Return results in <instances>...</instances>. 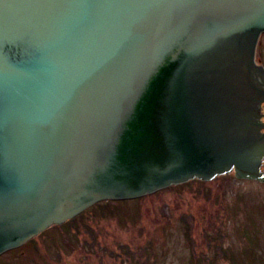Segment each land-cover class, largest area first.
<instances>
[{"label": "water", "instance_id": "95a60500", "mask_svg": "<svg viewBox=\"0 0 264 264\" xmlns=\"http://www.w3.org/2000/svg\"><path fill=\"white\" fill-rule=\"evenodd\" d=\"M264 0H0V254L104 199L263 178Z\"/></svg>", "mask_w": 264, "mask_h": 264}, {"label": "rangeland", "instance_id": "374dc122", "mask_svg": "<svg viewBox=\"0 0 264 264\" xmlns=\"http://www.w3.org/2000/svg\"><path fill=\"white\" fill-rule=\"evenodd\" d=\"M209 263L264 264V181L232 172L106 199L0 255V264Z\"/></svg>", "mask_w": 264, "mask_h": 264}, {"label": "flooded vegetation", "instance_id": "af4514ba", "mask_svg": "<svg viewBox=\"0 0 264 264\" xmlns=\"http://www.w3.org/2000/svg\"><path fill=\"white\" fill-rule=\"evenodd\" d=\"M262 43H264V33H262V35L260 36V39H259V42H258V46H257V53H256V60H257L258 65L264 67V51H263V53H262V51L259 52V48L262 45ZM260 122L262 123V127H261L260 131H261V133L264 136V102L262 103V111H261V114H260ZM261 170L264 173V158L262 160ZM235 176H236V174H235ZM241 180H243V179H241ZM245 180H248V179H245Z\"/></svg>", "mask_w": 264, "mask_h": 264}, {"label": "trees", "instance_id": "16d2710c", "mask_svg": "<svg viewBox=\"0 0 264 264\" xmlns=\"http://www.w3.org/2000/svg\"><path fill=\"white\" fill-rule=\"evenodd\" d=\"M230 223V222H229ZM221 235V234H220ZM210 264V263H209Z\"/></svg>", "mask_w": 264, "mask_h": 264}]
</instances>
